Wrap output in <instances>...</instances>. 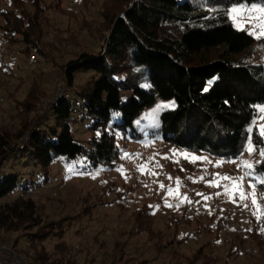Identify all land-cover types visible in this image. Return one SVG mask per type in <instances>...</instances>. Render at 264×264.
I'll return each mask as SVG.
<instances>
[{"label":"trees","instance_id":"trees-1","mask_svg":"<svg viewBox=\"0 0 264 264\" xmlns=\"http://www.w3.org/2000/svg\"><path fill=\"white\" fill-rule=\"evenodd\" d=\"M236 5L264 7V0H104L98 19L83 21L92 47L63 61L59 46L82 43L72 36L50 37L49 12H69L61 8V0H0V40L31 66L29 74L17 75L5 63L0 47V86L13 101L0 121V235L19 233L16 252L32 264H150L153 260L133 252L129 239L134 231L113 233L110 248L102 240L99 260L83 258L73 239L67 238L71 229L79 225L77 235L88 230L114 193L126 214L131 209L125 204L139 185L119 191L108 181L95 200L89 192L79 201L77 212L56 218L49 215L47 205L56 198L50 195L43 202L37 196V190L52 181L56 164L74 166L87 175L114 173L124 151L120 141L157 140L175 151L226 161L245 154L249 142L253 149L264 148L257 124L264 107V38L257 39L233 23L230 10ZM41 63L61 79L60 87L46 84L51 77ZM10 79L18 81L11 90ZM28 83L24 96L18 97ZM154 109L156 116L151 117ZM182 165L189 172L200 169L198 163L185 160ZM254 173L264 175V159L255 164ZM213 180L210 172L202 181L190 182L198 190L191 191V203H180L179 211L167 219L166 228L174 227L170 235L155 227L156 209L165 211L162 201H157L159 206L145 200L130 207L136 233L147 237L157 257L167 252L168 264L218 262L206 244L191 255L176 250L187 239H176L181 225L197 223L196 235L204 229L213 232L212 226L201 228L199 217L208 216L201 211L207 193L198 192ZM179 200L174 199L173 207ZM217 214L218 209L207 219L209 224L217 221L218 238L231 222L226 214L216 219ZM258 226L260 231L253 233L264 240V216ZM122 233L128 235L126 240L120 239ZM21 240L25 247H18ZM246 240L239 238L238 249L234 251L233 245L228 253L246 254L250 248ZM169 247L171 251L166 250Z\"/></svg>","mask_w":264,"mask_h":264},{"label":"rangeland","instance_id":"rangeland-1","mask_svg":"<svg viewBox=\"0 0 264 264\" xmlns=\"http://www.w3.org/2000/svg\"><path fill=\"white\" fill-rule=\"evenodd\" d=\"M46 1L47 3H55L58 0ZM102 1L104 0H90L89 2L86 1L85 4L82 0H61V8L69 12H61L58 10L49 12L52 18V26L49 29L51 38L56 39V37L61 35L64 39H67L72 36L77 37L82 43L80 46L66 45V48L59 46L58 53L62 55L61 59L63 61L75 57L76 52H81L86 47H90L93 43L85 27L83 29V21L98 19V15L102 10ZM233 8L250 10L264 7L258 5H236L230 10L231 19L238 28L247 29L251 33L256 32L257 35L254 36L257 39L264 38V35L260 34V29L257 27L258 23L264 21V14L246 11L238 18H234L232 14ZM0 47L4 50L5 63L13 67L16 73L18 72L17 75L29 74L31 66L27 65L26 59L18 55L17 52L14 51L13 53L6 49V46L1 40ZM14 60L17 66L13 62ZM261 60L264 62V56H262ZM41 68L45 70L48 77H51V79L47 80L46 84L51 87H60L62 81L57 74L51 71L49 67L46 68L45 63H41ZM53 76H55V78H52ZM84 81L82 80L79 82L82 83ZM17 82L16 79H10L8 81V89L11 90L14 88ZM27 87H29V83L22 86L18 97L22 98L24 96ZM4 90L5 87L0 86V121L7 116V111L11 109L13 104V101L9 100L7 97L8 92ZM53 99L54 95H52L49 101ZM45 105L48 106L49 102ZM157 108L159 109V106ZM156 113L157 109H154L151 113V117H155ZM257 124L261 131V129L264 128V112L260 111ZM120 144L124 149L122 161L114 173L87 175L76 172L74 166L73 169H67L63 165L56 164V167L53 169L54 174L52 181L48 185L37 190V196L43 202H46L48 200L47 197L50 195L56 198L53 203L47 202L50 210L49 215L59 218L61 214H73L77 212L80 209L79 201L88 197L87 195L89 192L91 193V199L95 200V195L102 192V187L106 185L108 181L114 183L119 191L127 189L130 185H134L133 188L139 185L137 190L131 193V200L127 201L125 205L128 206V209L132 210L133 207L130 208L132 205L135 204L136 206H140L145 200H148L151 205L157 206H159L157 201H162L165 211H162L159 207L156 209L158 218L155 222V227L157 229L166 230L168 235H170L174 227L171 230L167 229L166 221L173 211L176 210L178 212L179 210L177 207H169L167 205H172L174 199L177 197L180 199L186 196L188 200L192 201L193 197H191V191H194L197 186L195 184H190V182L193 181L197 183L198 181H202L204 177L212 172L214 180L206 182L205 186L198 191L199 193H207L204 195L205 207L204 209L202 208L201 211L204 212V215L207 214L209 216L218 209L220 214H217L216 219L221 215H228L230 218L228 222H231L228 224L230 228L222 232L221 236L217 238L215 235L217 221L214 220L212 224H209L207 219L208 216L199 217V220L203 224L201 228L212 226L213 232L204 229L203 233L196 235L194 234V230L198 227L197 223L192 222V225L189 226L181 225L176 239L183 236H186L187 239L179 245L176 250L179 254L191 255L203 244H206L207 252L212 251V253L219 258L216 264H264V240L261 239L258 234L255 235L253 233H258L260 231V226L258 225L261 223L262 216L254 215L258 209L256 205L253 204V188L250 187L251 184H256L254 190L255 196L259 208L264 210V192H262L264 188L258 186L260 183H256L252 180L253 178L258 179L261 175L253 173L252 176H245L246 169L240 166L241 161H249L253 163L255 168V164L263 160L264 157L260 155L255 156L253 151L249 152V150H247L246 153L238 159L226 161L213 158L208 154L175 151L157 140H144L142 142H128L125 144L120 141ZM185 154L188 158H186ZM192 157H197L199 159L193 161L191 159ZM184 160L186 162L198 163L200 169L189 172V168L182 165ZM144 165H147V168L142 172L139 168ZM242 176L245 177L243 181V190L248 193V199L246 200H241L238 195H230L226 192L225 187L228 186L231 188L232 182L222 179L223 177L237 178ZM176 181L180 182L177 187L174 186ZM161 184L165 186L163 189L160 187ZM168 188H178V193L174 192V194L170 196L167 191ZM215 189L218 190L215 191ZM196 190H198V188H196ZM117 195V193H114L106 199L107 204L101 207L99 212L95 214V220L89 222L88 230L77 235L74 234V231L79 228V225L74 226L69 233L71 236L67 235V238L69 240L73 239L76 249L82 252L81 255L83 258L89 256L90 258L97 257L99 260L100 256L98 255L102 252L100 249L102 240L105 241L106 245L110 248L113 243L111 238L113 233L120 235L122 231H134V236L129 239V244L133 252L143 253L145 258L153 259L150 264H168L171 260V256L167 252L157 257L156 250L151 243L147 242V237L143 234L136 233L138 228L137 224L134 222L132 212L130 210L126 214L124 213L121 205H119V201L116 200ZM205 197H207V199H205ZM245 205H247V207ZM231 230L235 231L233 232ZM13 234L15 238L19 236V233ZM108 237H110L109 241L107 240ZM234 237L237 238V241ZM127 238L128 235L122 233L120 239L126 240ZM239 238L247 239L245 246L250 248H248L246 254L236 256L233 253H228V250L231 249L233 245L234 251L238 249L237 242L240 243ZM258 239L262 241L261 246H259ZM19 243L18 247H25L23 240ZM166 250L171 251L172 247ZM22 256H25L30 261L26 255L23 254ZM181 263L184 262L181 261Z\"/></svg>","mask_w":264,"mask_h":264},{"label":"snow or ice","instance_id":"snow-or-ice-1","mask_svg":"<svg viewBox=\"0 0 264 264\" xmlns=\"http://www.w3.org/2000/svg\"><path fill=\"white\" fill-rule=\"evenodd\" d=\"M246 11L260 12V13L264 14V8L250 9V10H245L243 8H233L232 9V14H233V17L234 18H238L239 16L243 15ZM257 27L260 29V34L261 35H264V21L258 23L257 24ZM252 34L253 35H257L256 32H253ZM258 38H259V36H258ZM260 111L261 112H264V108H261ZM260 135L261 136H264V128L261 129ZM258 143H259V140H258ZM248 150H249V152H252L254 150L255 151H258L259 155L261 157H264V148L253 149L251 142H249V148H248ZM185 156H186V158H188L186 154H185ZM191 159L193 161H195L196 159H199V158L192 157ZM233 162H235V161H233ZM240 166L241 167H244L246 169L245 176H252L253 175V173H254V165H253L252 162H249V161H241L240 162ZM146 168H147V165L140 166L139 170L143 172V171H145ZM222 179L229 180V181L232 182L231 188H229L228 186L225 187V191L226 192H228L230 195H233V194L238 195L241 200L248 199V193H246L243 190V181L245 179L244 176L237 177V178L223 177ZM258 182L260 184H264V175L259 176ZM179 183H180L179 181H176V184L177 185H179ZM160 187L163 189L165 186L163 184H161ZM250 187L253 188V193H252L253 204L256 205V207L258 209V211L256 213H254V215L264 216V210H261L259 208V204H258L257 198L255 196V191L254 190L256 188V184H251ZM167 191H168V194L171 196V195L174 194V192L178 193V188H176V189L168 188ZM262 192H264V189H262ZM205 199H207V197H205ZM185 201H187L188 203H191V201L188 200V198L186 196H184V197H181L180 198L179 203L177 205H175V207L178 208L180 206V203H183ZM167 206L173 207V205H171V204H168ZM245 206L247 207V205H245Z\"/></svg>","mask_w":264,"mask_h":264},{"label":"built area","instance_id":"built-area-1","mask_svg":"<svg viewBox=\"0 0 264 264\" xmlns=\"http://www.w3.org/2000/svg\"><path fill=\"white\" fill-rule=\"evenodd\" d=\"M15 240L13 233L0 235V264H32L25 256L16 252Z\"/></svg>","mask_w":264,"mask_h":264}]
</instances>
